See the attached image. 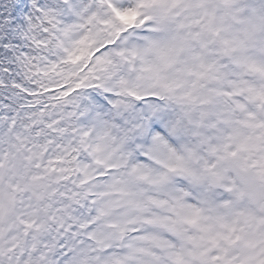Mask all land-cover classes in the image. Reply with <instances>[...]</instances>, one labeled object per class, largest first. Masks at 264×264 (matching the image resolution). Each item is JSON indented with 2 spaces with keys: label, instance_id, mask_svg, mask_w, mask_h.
Listing matches in <instances>:
<instances>
[{
  "label": "snow or ice",
  "instance_id": "1",
  "mask_svg": "<svg viewBox=\"0 0 264 264\" xmlns=\"http://www.w3.org/2000/svg\"><path fill=\"white\" fill-rule=\"evenodd\" d=\"M0 264H264V0H0Z\"/></svg>",
  "mask_w": 264,
  "mask_h": 264
}]
</instances>
